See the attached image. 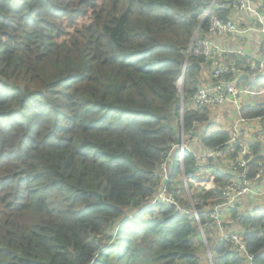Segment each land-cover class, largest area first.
<instances>
[{
	"label": "trees",
	"instance_id": "trees-1",
	"mask_svg": "<svg viewBox=\"0 0 264 264\" xmlns=\"http://www.w3.org/2000/svg\"><path fill=\"white\" fill-rule=\"evenodd\" d=\"M213 1L0 0V264H246L204 215L232 175L218 171L216 190H194L211 261L194 217L147 208L178 121L187 135L209 119L191 101L210 65L190 49L210 34V16L229 22L236 0ZM262 90L243 119L264 118ZM229 141L225 131L202 138L211 151ZM249 149L252 179L264 149ZM185 160L199 175L195 156ZM245 209V251L264 264V209Z\"/></svg>",
	"mask_w": 264,
	"mask_h": 264
},
{
	"label": "built area",
	"instance_id": "built-area-1",
	"mask_svg": "<svg viewBox=\"0 0 264 264\" xmlns=\"http://www.w3.org/2000/svg\"><path fill=\"white\" fill-rule=\"evenodd\" d=\"M232 10L238 13H248L252 15L257 21V32L264 38V11H260L254 6L253 0H236L232 6ZM231 10V11H232ZM206 16H209V11H207ZM211 26L209 33L212 35H228L234 31L233 26L230 22L227 24L221 22L217 17L210 16ZM264 41V40H263ZM190 52L196 56L203 58L206 62L210 61L215 56L234 55L240 60L247 59V76L249 77L250 83L254 84L260 78L264 72V60L258 61L257 59H251L242 49H236L234 51L221 48L219 45H215L211 40L200 37L199 39L193 41L191 45ZM233 62H223L219 63L212 71L213 83L209 87H201L198 89L196 94L192 97V105L195 108L203 109L209 107L224 106L226 104H234L239 107V100L245 94L251 90V87H243L239 84V81L232 79L229 74L233 73L229 65ZM180 81V80H179ZM264 122V118H259ZM245 121V119H242ZM182 129V128H181ZM178 131L179 144L173 145L171 147V154L161 163L157 175L161 180L162 186L160 187L157 194L149 202L147 208H170L174 207L181 214H188L196 218V222L204 234L203 227L200 222V217L198 212H187L179 206V201L175 196L172 188H175L174 181L170 178V168L172 167V157L174 152H179L178 160L180 173L186 174L185 185L188 184H199L201 191H212L217 189V184L215 183L216 175L213 174L208 183L204 184L199 180L196 173L187 174L185 172V153L190 152L188 146L184 141V133L182 130V135ZM240 131L236 128L233 136L232 143L239 145L240 149L237 151V156L233 159L231 165V175L229 183L224 185L221 190V202L213 208L212 211H205L204 215L211 221L210 226L215 230L216 238L221 242H229L234 249L245 256L246 264H251L253 261V256L249 255L245 251V243L242 239V228L238 225L240 219L244 216V208L241 201L247 196H264V186H257L264 179V166L261 165L258 174L252 179L248 178V165L253 160L249 146L241 144L239 142ZM222 148L218 147L215 150L205 154L201 157L202 160H196L199 164V170L202 167L201 161L206 163L214 161L217 157L218 151ZM196 175V176H195ZM176 184V183H175ZM196 189V188H195ZM204 205V204H203ZM197 210V209H196ZM204 237V242L206 244L207 239ZM211 261V252L208 253Z\"/></svg>",
	"mask_w": 264,
	"mask_h": 264
},
{
	"label": "crops",
	"instance_id": "crops-1",
	"mask_svg": "<svg viewBox=\"0 0 264 264\" xmlns=\"http://www.w3.org/2000/svg\"><path fill=\"white\" fill-rule=\"evenodd\" d=\"M254 6L260 11H264V0H253ZM229 22L234 28L235 32H232L228 35H212V34H203L205 38L211 40L215 45H219L221 48L234 51L236 49H242L249 58L257 59L258 61L264 60V38L260 36L257 32V21L255 18L248 13H238L235 10H232L229 14ZM221 56H215L210 61H208L209 67L203 72L202 75V87H209L213 83L212 79V69H214L219 63L223 62H233L230 63L229 67L234 71V76L239 80L242 85V79L244 76H247L246 66L248 64L247 59L240 60L238 57L234 55L224 56L219 53ZM256 85L252 86L251 90L248 91L243 97L239 100V107L234 104H226L225 106L230 111L227 112L224 116V121L217 132H228L230 134V141L222 147L221 151H218L217 157L214 161L206 163L201 161V165H205L202 167L199 173V180H201L204 184H207L210 177L216 172L220 171L223 174L228 176L231 175V165L233 163L234 156L236 155L235 144L232 143V136L237 128L241 133L239 137V142L241 144L251 146L256 143H261L264 149V122L259 119H250L242 121V117L240 114V109L244 105L254 106L259 99L258 92L262 87L263 90L261 94L264 95V72L257 80ZM243 86V85H242ZM249 83L247 86L249 87ZM194 108V107H193ZM221 107H209L208 109H216ZM209 113V112H208ZM210 118V113H209ZM212 122L209 121L203 124L196 125V132L193 131L190 134L184 135V141L188 146L190 154L194 155L198 160H202L201 157L205 154L211 152L209 148H205L202 144V138L207 135V129L211 128ZM213 151V150H212ZM177 152V151H176ZM175 153V152H174ZM179 167V164H177ZM170 178L172 181L177 182L180 177V168H178V174L173 178V172L176 169L175 167L170 168ZM196 176V175H195ZM232 177V176H230ZM175 184V189L176 188ZM257 186H264V179ZM196 188V187H195ZM241 204L243 208L245 207V211L250 209V206L255 205V207H259L264 209V196H247L242 201ZM214 236L215 230H213ZM203 256V255H202Z\"/></svg>",
	"mask_w": 264,
	"mask_h": 264
},
{
	"label": "rangeland",
	"instance_id": "rangeland-1",
	"mask_svg": "<svg viewBox=\"0 0 264 264\" xmlns=\"http://www.w3.org/2000/svg\"><path fill=\"white\" fill-rule=\"evenodd\" d=\"M206 63H208V62H206ZM211 71H213V69ZM184 81L185 80L183 78H180V81H178V84H177L178 97H179V99L181 101L180 102V108H181V112L180 113L181 114H183V109L185 107V104H184V85H185V83H184ZM192 107H194V106L192 105ZM219 107H221V108L208 109V112L210 113V118H209V113H208V118L212 122V125H211V128L207 129V132H206L207 135L215 133V132H217L220 129L218 127L221 126L223 121H224V116H222V115H226L227 112L230 111L229 109H227V107L225 105L224 106H219ZM209 119H208V121H209ZM178 131H182L179 121H178ZM185 176H186V174H184L183 172L180 173V177L178 178L177 182H176V180L174 182V185H175V183L177 185L176 186L177 189H175L173 187L172 190L175 193V196L177 197V199L179 201L178 202L179 206L182 209L186 210L187 212H190V213L193 212L194 213V212L197 211L196 209L198 207H201L204 204V202H203V200L201 198H198V197L194 196V194H196L194 192L195 187H196L197 190L201 189V187L199 186V184H193V183L185 185V181H184ZM252 206H255V205H252ZM128 219H129V217L125 218L124 220H128ZM194 219L196 220L195 217H194ZM118 226H119V224L114 229L115 237H116L117 232H118ZM199 233H200V235H199V240L200 241L198 242V237H197L196 238V243L199 244V246H202V248H203V250L200 252V254H201V256L203 255V258L209 259L208 256H210V255L208 253L211 252V249H210L208 240H207V242L205 244L203 235H205L206 239L209 236H207L206 234H202L201 230H200Z\"/></svg>",
	"mask_w": 264,
	"mask_h": 264
},
{
	"label": "water",
	"instance_id": "water-1",
	"mask_svg": "<svg viewBox=\"0 0 264 264\" xmlns=\"http://www.w3.org/2000/svg\"><path fill=\"white\" fill-rule=\"evenodd\" d=\"M182 78L185 80V75H183ZM180 133H181V135H182V131H181Z\"/></svg>",
	"mask_w": 264,
	"mask_h": 264
}]
</instances>
